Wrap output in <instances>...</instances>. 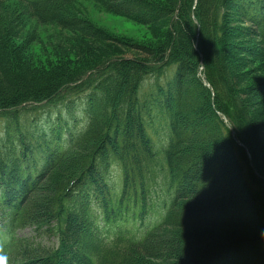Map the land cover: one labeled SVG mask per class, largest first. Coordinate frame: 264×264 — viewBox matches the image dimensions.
Returning a JSON list of instances; mask_svg holds the SVG:
<instances>
[{"label":"trees","instance_id":"trees-1","mask_svg":"<svg viewBox=\"0 0 264 264\" xmlns=\"http://www.w3.org/2000/svg\"><path fill=\"white\" fill-rule=\"evenodd\" d=\"M18 1L85 27L64 14L75 0ZM96 1L167 28L36 89L1 69L0 262L264 264V122L227 41L235 10L264 50V0Z\"/></svg>","mask_w":264,"mask_h":264},{"label":"rangeland","instance_id":"rangeland-1","mask_svg":"<svg viewBox=\"0 0 264 264\" xmlns=\"http://www.w3.org/2000/svg\"><path fill=\"white\" fill-rule=\"evenodd\" d=\"M149 1L170 8V0ZM64 14L81 18L86 22L85 27L74 30L55 21L40 22L18 0H2L0 36L4 41L0 43L1 51L6 55L0 52V73L1 69L9 68L16 77L30 79L29 88L36 89L48 84L46 81L49 79H55L59 75L67 76L68 79L108 58L138 56V51L134 48L136 44H152L156 48L161 40L159 32L165 31L168 24L166 21H145L152 16L143 12L138 17L115 12L96 0H75L66 6ZM227 23L238 34L236 38H228L227 41L233 48L231 60L233 63L238 61L234 70L239 88L248 98L251 110L264 122L263 46L255 35L249 34H253L254 29H247L235 10H229ZM92 28L100 30L103 36H94ZM14 89L11 91L16 92ZM248 93L254 96L249 97ZM77 113L79 116L83 115L79 110ZM153 214L154 220L159 211H153L150 216ZM29 232L30 229H26L21 233ZM231 232L232 230L226 231Z\"/></svg>","mask_w":264,"mask_h":264},{"label":"clouds","instance_id":"clouds-1","mask_svg":"<svg viewBox=\"0 0 264 264\" xmlns=\"http://www.w3.org/2000/svg\"><path fill=\"white\" fill-rule=\"evenodd\" d=\"M262 235H264V233H262Z\"/></svg>","mask_w":264,"mask_h":264}]
</instances>
